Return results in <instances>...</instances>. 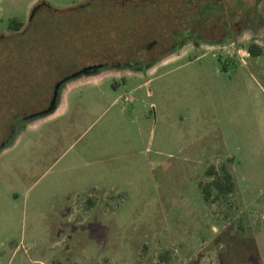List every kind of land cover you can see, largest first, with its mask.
I'll use <instances>...</instances> for the list:
<instances>
[{
  "label": "rangeland",
  "instance_id": "374dc122",
  "mask_svg": "<svg viewBox=\"0 0 264 264\" xmlns=\"http://www.w3.org/2000/svg\"><path fill=\"white\" fill-rule=\"evenodd\" d=\"M208 1L0 0V264L260 263L264 0L170 47Z\"/></svg>",
  "mask_w": 264,
  "mask_h": 264
},
{
  "label": "flooded vegetation",
  "instance_id": "af4514ba",
  "mask_svg": "<svg viewBox=\"0 0 264 264\" xmlns=\"http://www.w3.org/2000/svg\"><path fill=\"white\" fill-rule=\"evenodd\" d=\"M223 1L228 2L226 8L220 0H209L207 3L200 5L201 7L206 8L204 12L201 11L197 13L195 18H192V16H187V18L185 19V28L181 30V32H177L172 35L170 47H177V44L180 42V40L182 39V35L184 34H192L195 37L201 36L202 29L205 28L204 26L208 21L207 18H203V14H208L207 16L220 15V17L217 18V22H215L214 20H209V23L207 25L208 28L214 29L216 24H218V22L221 20L223 33L234 31V28L232 27H235L242 17L241 14H237V11L245 12V10L247 9L244 4L245 0ZM152 43L156 45L159 44L156 40H153Z\"/></svg>",
  "mask_w": 264,
  "mask_h": 264
},
{
  "label": "trees",
  "instance_id": "16d2710c",
  "mask_svg": "<svg viewBox=\"0 0 264 264\" xmlns=\"http://www.w3.org/2000/svg\"><path fill=\"white\" fill-rule=\"evenodd\" d=\"M201 8V9H200ZM199 8V12H204L205 7ZM243 11H237V14H242ZM23 24L20 21L12 19L9 21V29L11 31H18L22 28ZM248 53L250 56H257L261 54V48L256 44H250L248 46ZM206 174L211 178L208 182H204L200 185L203 199L208 201L210 198H216L226 194H230L234 191V181L231 172L222 164L219 170H216L214 166H210Z\"/></svg>",
  "mask_w": 264,
  "mask_h": 264
},
{
  "label": "crops",
  "instance_id": "0c3cea01",
  "mask_svg": "<svg viewBox=\"0 0 264 264\" xmlns=\"http://www.w3.org/2000/svg\"><path fill=\"white\" fill-rule=\"evenodd\" d=\"M263 242H264L263 237L261 235H258L255 239V246L260 256L259 264H264V249L262 248Z\"/></svg>",
  "mask_w": 264,
  "mask_h": 264
},
{
  "label": "water",
  "instance_id": "95a60500",
  "mask_svg": "<svg viewBox=\"0 0 264 264\" xmlns=\"http://www.w3.org/2000/svg\"><path fill=\"white\" fill-rule=\"evenodd\" d=\"M75 74H76V73H75ZM75 74H74V75H75ZM55 88H56V87H55ZM50 106H51V104L49 105V107H50Z\"/></svg>",
  "mask_w": 264,
  "mask_h": 264
}]
</instances>
